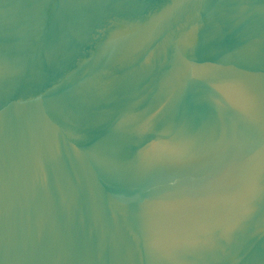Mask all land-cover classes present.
I'll return each mask as SVG.
<instances>
[{"label":"water","instance_id":"95a60500","mask_svg":"<svg viewBox=\"0 0 264 264\" xmlns=\"http://www.w3.org/2000/svg\"><path fill=\"white\" fill-rule=\"evenodd\" d=\"M0 264H264V0H0Z\"/></svg>","mask_w":264,"mask_h":264}]
</instances>
